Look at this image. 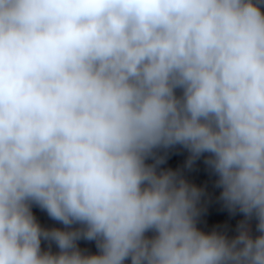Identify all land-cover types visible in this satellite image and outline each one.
<instances>
[{
    "label": "clouds",
    "instance_id": "clouds-1",
    "mask_svg": "<svg viewBox=\"0 0 264 264\" xmlns=\"http://www.w3.org/2000/svg\"><path fill=\"white\" fill-rule=\"evenodd\" d=\"M0 264H264V0H0Z\"/></svg>",
    "mask_w": 264,
    "mask_h": 264
}]
</instances>
